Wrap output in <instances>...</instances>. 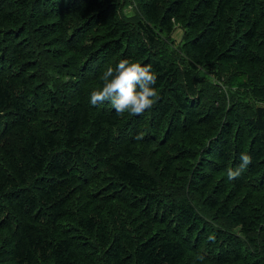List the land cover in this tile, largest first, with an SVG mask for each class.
<instances>
[{"label": "trees", "instance_id": "obj_1", "mask_svg": "<svg viewBox=\"0 0 264 264\" xmlns=\"http://www.w3.org/2000/svg\"><path fill=\"white\" fill-rule=\"evenodd\" d=\"M0 264H264V0H0Z\"/></svg>", "mask_w": 264, "mask_h": 264}, {"label": "clouds", "instance_id": "obj_2", "mask_svg": "<svg viewBox=\"0 0 264 264\" xmlns=\"http://www.w3.org/2000/svg\"><path fill=\"white\" fill-rule=\"evenodd\" d=\"M156 75L150 65L142 66L140 63L121 59L115 67L109 66L101 76L103 85L98 90L90 93V104L97 106L108 103L118 116L125 113L129 115H142L153 107L154 98L157 96L154 85ZM137 135L136 139H141ZM241 163L235 168L226 169L227 181L239 178L251 164V157L246 153L240 155ZM199 260L204 257L198 256Z\"/></svg>", "mask_w": 264, "mask_h": 264}, {"label": "rangeland", "instance_id": "obj_3", "mask_svg": "<svg viewBox=\"0 0 264 264\" xmlns=\"http://www.w3.org/2000/svg\"><path fill=\"white\" fill-rule=\"evenodd\" d=\"M172 40H174L175 43L179 42L180 40V31L179 30H175L170 37Z\"/></svg>", "mask_w": 264, "mask_h": 264}]
</instances>
